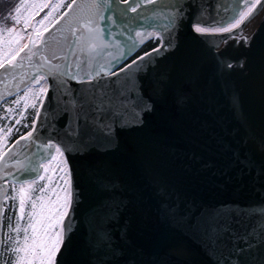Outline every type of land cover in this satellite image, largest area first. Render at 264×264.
I'll return each instance as SVG.
<instances>
[{
    "label": "water",
    "instance_id": "obj_1",
    "mask_svg": "<svg viewBox=\"0 0 264 264\" xmlns=\"http://www.w3.org/2000/svg\"><path fill=\"white\" fill-rule=\"evenodd\" d=\"M137 1V12H130L121 0H96L102 6L97 15L88 8L93 0H76L39 43L0 68V98L36 73L45 75L49 90L39 109L35 143L70 150L65 155L72 169L74 218L57 262L264 264V8L258 6L231 33L197 34L194 22L225 24L243 3ZM81 26L83 31L73 35ZM152 28L171 46L151 49L145 52L151 56L129 71L104 77L127 97L122 118L106 121L110 138L83 136L84 144H74L77 117L71 105L65 114L60 84L65 81L70 98L88 85L57 75V66L63 73L86 61L78 78L88 71L118 72ZM120 51L126 54L114 61ZM148 97L151 111L134 107ZM17 140L4 153L11 149L14 158L0 161V199L8 190L5 177L24 178L9 174L17 172V161L36 167L30 178L45 160L37 158L30 139ZM2 219L3 212L0 233ZM209 222L220 226V242L206 235Z\"/></svg>",
    "mask_w": 264,
    "mask_h": 264
},
{
    "label": "snow or ice",
    "instance_id": "obj_2",
    "mask_svg": "<svg viewBox=\"0 0 264 264\" xmlns=\"http://www.w3.org/2000/svg\"><path fill=\"white\" fill-rule=\"evenodd\" d=\"M124 3L129 4L130 7L127 11L137 12L139 5L134 4L133 0H123ZM148 3H155V0H147ZM76 4V0H72V4H69L68 7L71 9L73 5ZM264 8V2L262 0H243L242 10L237 13V17L233 18V21L227 27H220L214 29H208L205 27L196 24L193 26L194 31L197 34H208V33H231L234 29L240 27L241 23H243L247 18L251 17L254 13V10L257 7ZM101 4L93 0V2L88 5L90 9H96L97 15L101 10ZM178 11H182L179 9L177 5ZM16 11H19L17 8ZM7 19H13L16 23H19V20L15 17H7ZM79 18H77L78 20ZM105 19L111 20V17H106ZM171 22L175 23V17H171ZM42 23V21H41ZM87 23H92L91 18L89 17ZM171 27V24L169 25ZM84 26H81V29L73 30V35L76 34V31H83ZM11 33L13 30L11 28L4 29ZM47 31V29H45ZM91 31V29H89ZM38 35H42L37 33ZM110 34V33H109ZM135 35L137 37H143L144 34L140 32H136ZM147 35L151 36L152 33H147ZM78 41L82 39V37L77 38ZM91 39H94L91 38ZM34 44L35 41H32ZM91 47H95L94 44H91ZM171 40L167 42V44L161 42L159 48L153 49V52H159L161 49L171 46ZM28 45L25 44L23 48H20L19 51H24V48H27ZM105 47H107L105 45ZM126 53L120 51L119 57H114L115 59H122ZM152 53H145L144 56L138 57L136 60H133L131 64H126L124 67H119V71H109L105 72L102 70H97L95 72L88 71L85 72L82 77L78 78V73L82 67H87L86 61H81L80 63L75 65L73 68L72 65L68 66V71L61 73L57 66L56 74L61 77H67L69 81L75 82L77 84L88 85L82 91L77 93H73L71 98L69 97V93L63 91L66 86L64 80H61L60 88H61V99L64 104L65 114H67V108L71 105L73 111L76 113V127L71 129V133L73 134L70 139L75 144L79 142L80 144H84L83 136H88L90 139L96 138L97 134L103 135L106 139L110 138V133L112 131V127L110 123H106V121H112L115 123V120L118 118H122L123 113L126 112L127 104L125 93L121 89L113 88V82L111 80H104L105 76L113 77L117 76L119 73H123L129 71L133 65H139L141 62L145 60L146 57H150ZM19 55V52H17ZM35 55V53H33ZM53 56L51 58L45 57L44 62L50 63L51 59H55ZM15 59V56L13 57ZM31 59V57H29ZM11 65V61L7 62ZM226 68H231V63H225L223 65ZM5 65L0 63V68H4ZM104 66L101 65V69ZM37 82L46 79V77H37ZM49 89H41L42 92H47ZM141 92L143 89L141 87ZM45 99L47 97L45 96ZM151 98L148 97L143 100V103H137L134 107L140 109L141 111L147 112L151 111L152 105L150 103ZM41 106H43V101H40ZM35 107V106H34ZM41 119V110H37L35 113V118L32 121V128L27 133V135H21L19 140L15 142V144H19L20 140L30 139L31 143L35 145L37 149V158L38 159H47L52 160L55 159V156L52 155V152L59 153L60 156H64V164L67 167V172H65L64 168H60L57 171L64 173L59 177L57 181L58 187L64 193L63 198H61L55 192L54 195H57V203L53 205V208L50 212V224L49 228H51V233L48 229H45L42 235L37 234V229L34 225H32V235H28V229H23L25 235L23 238V243L19 240L15 241L17 245L15 248H12V241L9 240L8 244L5 245L4 240L6 239L2 233H0V253H3L8 260H11L12 256H15V264H58L57 256L60 253L61 248L65 247V242L70 239L72 225L70 221L74 218L72 213L74 212L73 204L75 203L74 191L71 187L72 184V169L71 166L68 165L67 158L65 156L66 152L70 150L64 147L63 145L57 146L55 143L43 142L41 144H36L35 141L39 139V137H35L34 133L37 130V125ZM20 120H16V124H20ZM83 126V129L81 128ZM13 127H8L5 133L3 127H0V133H5V137L7 134H10L13 131ZM51 139V138H49ZM15 146V145H14ZM44 149V151H41ZM7 156H12L14 158V152L10 149L7 154H0V161L4 160ZM19 167L17 168L16 173H9L10 175L16 176L18 173L22 174L24 178L17 180V183L21 185L20 188V200L19 206L12 207L11 211L18 215L20 219H23L25 213V198H24V190L25 186L30 187L31 184H34L37 179L43 180V175L31 176L29 180V174L36 173L37 169L35 166L25 165L21 161H17ZM41 170H43V165L40 166ZM67 177V178H65ZM7 184L8 182L5 181ZM13 189L15 185L12 186ZM41 192H44L45 189L41 188ZM9 196L4 194L2 199H0V213L5 210V205L8 204ZM50 203H52L50 201ZM33 208H35V204L33 203ZM29 216L32 213H28ZM55 220V224H52L51 221ZM11 222V221H10ZM15 231L19 233L21 231L19 223H17ZM221 228L215 223L209 222L206 225V235L210 240H214L215 242H220L222 237L220 236ZM11 249V251H9ZM8 260L0 261V264H8Z\"/></svg>",
    "mask_w": 264,
    "mask_h": 264
},
{
    "label": "rangeland",
    "instance_id": "obj_3",
    "mask_svg": "<svg viewBox=\"0 0 264 264\" xmlns=\"http://www.w3.org/2000/svg\"><path fill=\"white\" fill-rule=\"evenodd\" d=\"M2 1L6 2L7 0H2ZM21 1H22V14H24L23 16L26 17L28 20L30 19L31 15L34 14V12L46 2L45 0H21ZM57 1L58 0L54 1L56 2L55 3L56 5L54 4L55 7H57V5L59 4V1L58 2ZM54 5L51 8H54ZM232 21L233 20H228L225 24L222 25L219 24L209 25V24H202L200 22H195L194 25L199 24L202 27L208 29H214L220 27H227L230 25ZM11 29H14V27H12ZM41 37L42 35H40L39 37H34L33 40L39 43ZM29 41L31 43L29 33L24 32L23 29L21 30V32L15 34L9 33L8 31L4 32L3 30H0V63L5 62V60L12 61L13 57L17 54L19 49L23 48L25 44L29 43ZM38 77H42V76L40 75ZM32 85L33 87H29V89L25 93L18 95L11 103L6 104V106H4L3 114L7 113V117L4 118V120L2 119V121L0 119V127L4 128L5 133L8 127H13L14 130L16 129L17 127L16 120L18 119L14 117H17V113H20L21 109L26 108L27 105L34 104L35 95L39 94L41 97L45 94V92H42L41 89H47L48 86L47 79L39 81L35 85L33 81ZM34 87L37 88L34 90ZM11 118H14V120H11ZM5 133H0V153L2 152L4 146L8 142V136L11 134V133L7 134L5 137ZM52 155L55 156V159H52L50 161L45 160L44 161L45 171L40 174L43 176L48 175L47 178L48 180H45L43 182L44 184L42 185V187H39L37 189L38 191L35 193H34V184H31L30 187L25 186V190H24L25 213L23 219H20V217L17 215L16 219L15 220L12 219V221L9 223L7 227V237H9V240L13 242L12 248H15L17 246L15 244L16 240H19L21 243H23V238L25 235L23 229L27 228L28 235L29 236L32 235V227H31L32 225L36 227L38 235H42L45 229H48L49 232L51 233V228H49V224H50L49 217L53 205L57 203V195H54L53 193L55 192L61 198H63L64 196V193L60 190L57 183L59 177L64 173H61L57 170L60 168H64L65 172H67V167L64 164L65 157L60 156L59 153H55V152H53ZM20 188L21 185L18 187V195L20 192ZM41 188H44L45 191L41 192L40 191ZM18 198L20 200V195ZM50 201L52 203H50ZM33 203L35 204V208H33ZM18 206H19V202L17 208ZM28 213H32V215L29 216ZM17 223H19L21 228V231L19 233L15 231ZM51 223L55 224V220H52ZM11 264H15L14 255L11 258Z\"/></svg>",
    "mask_w": 264,
    "mask_h": 264
},
{
    "label": "flooded vegetation",
    "instance_id": "obj_4",
    "mask_svg": "<svg viewBox=\"0 0 264 264\" xmlns=\"http://www.w3.org/2000/svg\"><path fill=\"white\" fill-rule=\"evenodd\" d=\"M45 1L46 2L43 5H41V7H39L34 12V14L31 15L30 19L28 20L26 17L23 16L24 14H22V1L21 0H7L6 2L0 0V30H3L4 32H7L4 29H7L9 27L10 28L14 27V29H12L13 31L11 33L15 34V33L21 32V30L23 29L24 32H28L29 33V36H30V39H31V43L29 41V43H27V45L29 47H32V45H33L32 41H34L33 40L34 37H39L40 36L37 33H40V34L43 35L45 29H48L67 10L68 5L70 4V2L72 0H58L59 4L57 5V7H55V5H56L55 4L56 2H54L55 0H45ZM121 1H123V0H121ZM240 3H243V0H240ZM136 4L140 5V2L137 1ZM53 5H54V8H51V7H53ZM129 7H130V5H129ZM17 8L19 9V11H16ZM9 16L15 17L16 19H18L19 23H16L15 20H13V19H7L6 20L5 18H7ZM235 17H237V16H235ZM41 21H42V23H41ZM153 31H154V34L151 35L150 37H152L154 35H157V34L160 36V41H159L158 45L155 46V47H158L161 44L162 37H161V34H160L159 30L153 29ZM150 37L145 39L144 42L147 41ZM34 44H37V42H35ZM152 48H154V47H152ZM152 48H149L148 50H150ZM5 61H8V60H5ZM126 63H124V65ZM38 76H40V75H38L37 73L34 76V80H33L34 81V85L37 83V79L36 78ZM33 81L31 83L28 82L24 87H22L20 89H17L16 91H14L11 94H8V95L4 96V98L2 100H0V119H1V121H2L3 111H4V106H6V104L11 103L18 95H21V94L25 93L29 89V87H33V85H32ZM36 88L37 87H34V90ZM43 97L44 96L40 97L39 94L35 95V97H34V106L35 107H37L39 101H42ZM32 105L33 104H31L30 106H32ZM14 131L8 136V142L4 146V148H3V150H2V152L0 154H4L9 149V147L12 145L13 140H14V139H12V135H13ZM19 135H21V134H19ZM57 146H59L58 143H57ZM45 160H47V159H45ZM45 160H43L40 163L41 165H43V170H40V172L38 174H36L35 176H38L42 172L45 171L44 170V161ZM43 177H44L43 180L37 179L36 182L34 183V193L38 191L37 189L39 187H42V185L44 184L43 182L45 180H48L47 179L48 175L43 176ZM29 180H30V178H29ZM3 181H7L8 182L7 183L8 190H7L6 194L9 196V200H8V204L5 205V208H10L9 206L17 207L18 202H19V198L18 197L20 195V192H19V195H18V187L20 186V184L17 183V180L9 178V177H5L3 179ZM13 185H15L14 189L12 187ZM12 207H11V209H12ZM5 210L3 211V230H2V234L7 239V227H8V225H9L11 220L5 225V223H4ZM16 216L17 215L13 213V217H14L13 220L16 219ZM6 239L4 240V243H5Z\"/></svg>",
    "mask_w": 264,
    "mask_h": 264
},
{
    "label": "trees",
    "instance_id": "obj_5",
    "mask_svg": "<svg viewBox=\"0 0 264 264\" xmlns=\"http://www.w3.org/2000/svg\"><path fill=\"white\" fill-rule=\"evenodd\" d=\"M159 41H160V36L158 34L150 37L144 44H142V46L138 49V51L129 58V60H132L134 57L147 51L149 48L157 46ZM38 108H39L38 105L37 107H34V104H33L32 106H29L27 109L22 110L20 113H17V117H14V118H17L18 120H20L21 123L17 124L16 130L14 131L12 135V139L18 136L19 134H22L23 132L28 131L32 127V121L35 118V113L38 110ZM6 117H7V113L3 114L2 119L4 120V118ZM14 118H11V120H14ZM9 207L10 208H5L6 209L5 215H4L5 225L10 220L12 221L13 219V212L11 211L12 206H9ZM8 242H9V237H7L5 241V245H7ZM0 260L4 261V260H8V258L3 253H1ZM8 264H11V260H8Z\"/></svg>",
    "mask_w": 264,
    "mask_h": 264
}]
</instances>
